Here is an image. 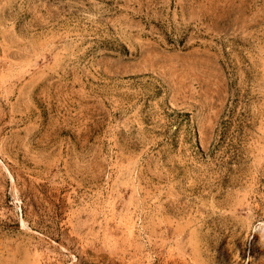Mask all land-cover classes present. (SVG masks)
I'll list each match as a JSON object with an SVG mask.
<instances>
[{
	"label": "rangeland",
	"instance_id": "1",
	"mask_svg": "<svg viewBox=\"0 0 264 264\" xmlns=\"http://www.w3.org/2000/svg\"><path fill=\"white\" fill-rule=\"evenodd\" d=\"M0 264H264V0H0Z\"/></svg>",
	"mask_w": 264,
	"mask_h": 264
}]
</instances>
